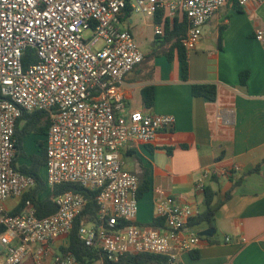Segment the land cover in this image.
Instances as JSON below:
<instances>
[{"label":"built area","instance_id":"obj_1","mask_svg":"<svg viewBox=\"0 0 264 264\" xmlns=\"http://www.w3.org/2000/svg\"><path fill=\"white\" fill-rule=\"evenodd\" d=\"M250 0H0V247L2 264H79L69 252H53V242L69 237L86 200L65 191L52 197L55 212L39 217L32 199L18 213L5 207L36 185L19 171L15 157L16 121L44 111L49 127L44 139L46 161L42 180L52 191L66 183L97 191L95 220L78 230L80 240L115 262L141 253L167 256L191 252L200 236L187 228L199 212L167 196L155 204L161 227L136 222L139 178L123 167L121 149L132 140L151 142L171 129L174 117L147 111H124L122 79L144 54L133 34L120 26L127 5L134 14L154 20L162 36L165 21L185 16L188 28L182 45L195 48L203 26L221 7L244 6ZM261 2L262 0H254ZM159 15L158 22L155 19ZM88 32L87 36L84 33ZM254 36L264 47V27ZM34 61L23 68L26 52ZM204 173L197 189L204 190ZM231 242V237H225ZM240 243L244 238H238Z\"/></svg>","mask_w":264,"mask_h":264},{"label":"crops","instance_id":"obj_2","mask_svg":"<svg viewBox=\"0 0 264 264\" xmlns=\"http://www.w3.org/2000/svg\"><path fill=\"white\" fill-rule=\"evenodd\" d=\"M236 7L239 11L233 4H226L203 26L197 45L188 52L187 81L181 79L176 52L169 61L162 54L165 48L155 45L152 18L132 12L126 16L124 11L120 16V26L129 30L137 43L149 45L143 61L119 83L124 111L174 117L172 128L159 131L151 142L132 140L121 149L123 167L139 182L145 179L149 184V190L138 199L137 224H151L156 218V202L167 196L201 213L203 191L197 184L204 173H208L204 185L216 191L213 204L222 202L211 225L201 230L187 227L195 233L210 227L214 233L200 237L193 251L178 253L175 263L179 264H264V47L254 36L255 28L264 27V0H250ZM220 27L223 33L219 47ZM153 50L159 54L150 56ZM243 71L248 72L245 85L239 80ZM197 83L216 85V100L193 97L190 87ZM146 87L154 91L150 108L144 107L141 99ZM23 123L20 121L19 127ZM179 135H191L188 148H181ZM44 139L45 134H27L22 140L26 155H38L40 148L44 149ZM29 164L27 158L15 162L16 167ZM39 171L45 175L43 165ZM228 191L231 195L224 201ZM50 192L44 188L37 200L46 199ZM20 200L8 199L6 209L12 212ZM226 236L233 240L226 242ZM238 238L245 242L240 243ZM67 244V238L56 239L53 252H62ZM25 264L33 263L29 259ZM46 264L51 262L47 259Z\"/></svg>","mask_w":264,"mask_h":264},{"label":"trees","instance_id":"obj_3","mask_svg":"<svg viewBox=\"0 0 264 264\" xmlns=\"http://www.w3.org/2000/svg\"><path fill=\"white\" fill-rule=\"evenodd\" d=\"M237 5L233 4V7L239 11ZM130 7L127 5L124 13L126 16L130 14ZM159 15H157L155 22H158ZM188 28V23L185 16H182L180 20L174 18L171 22L165 21L163 27V35L156 36L154 35V43L155 45H159L160 47H164L165 50L162 52L167 60L171 61L173 59V52H176V57L180 63V71H181V79L184 81L188 80L189 74V62H188V51L182 45V40L186 36V31ZM223 28H219V37L218 43L220 47V42L222 40V32ZM32 53V51H27L25 55L22 57V65L23 68L29 66L31 62L34 61V55H30L28 58V54ZM159 53L157 50H153L150 53V56H157ZM248 77V72L243 71L239 74V80L241 85H245ZM191 94L193 97H200L206 101L213 102L217 97V87L211 83H197L192 84ZM141 99L142 104L146 108H150L153 105L154 100V91L153 87H146L141 91ZM20 121H24L23 125L19 127ZM49 127V117L48 114L44 111H35L31 113H24L15 124L14 131V140H15V157L13 160V164L15 165L16 159L18 158H27L30 161L29 166H19L16 167L19 171L24 174L30 175L34 177L36 181L35 187L26 195H24L19 204L12 210V214L18 213L24 203V200L27 198L32 199V205L36 211L37 216L44 217L53 212H55L56 208L52 201V197L65 192L72 191L80 194L85 200L86 205L84 210L80 215H78L73 222V226L71 232L68 237V244L66 248L62 249V252H69L74 255L79 264H92L95 261L102 259V254L99 251H96L90 247H87L79 238L78 230L79 228L86 222L95 220L97 216L98 206L96 203V196L98 194L97 191H90L88 189L82 188L77 184H61L56 186L51 192L50 195L42 200H37V194L44 190L45 186L41 180L39 175V169L42 165H44L46 161L45 149L40 148L39 154H31L26 155L22 147L23 138L30 133L35 134H46ZM192 137L191 135H179L178 142L181 148L186 149L191 144ZM254 169L253 171H256ZM215 181V180H214ZM238 182H235L234 185H237ZM149 190L148 181L145 179L141 180L139 183L137 198L140 199L147 191ZM216 194V191L209 185L204 187L203 190V206L204 210L199 213L196 217L192 218L188 223L187 227H195L200 224L206 223L211 225L214 221L215 213L219 206L222 204H213V199ZM231 192L228 191L225 194L224 201L229 199ZM161 225L160 219L155 218L148 227L156 228ZM193 258H196V255H192ZM103 264H179L175 263V260H170L167 256L164 255H156V254H147L141 253L137 255H126L120 257L115 262H108L106 260H102Z\"/></svg>","mask_w":264,"mask_h":264},{"label":"rangeland","instance_id":"obj_4","mask_svg":"<svg viewBox=\"0 0 264 264\" xmlns=\"http://www.w3.org/2000/svg\"><path fill=\"white\" fill-rule=\"evenodd\" d=\"M134 15H136V16H138L139 14H134ZM140 16V15H139ZM149 30L150 31H152V27L150 26V28H149ZM89 33L88 32H86V33H84V36H87ZM138 44V46H139V48L141 49V51L142 52H148V50H149V45L148 44H145L144 42H142V43H137ZM28 147V145H26V148ZM39 175H40V177L42 178V180H44V175H43V172H41V171H39ZM42 196V195H41ZM12 205V204H11ZM10 205V206H11ZM204 226H206V223H203V224H200V225H198V226H195L194 228H195V230H201Z\"/></svg>","mask_w":264,"mask_h":264},{"label":"water","instance_id":"obj_5","mask_svg":"<svg viewBox=\"0 0 264 264\" xmlns=\"http://www.w3.org/2000/svg\"><path fill=\"white\" fill-rule=\"evenodd\" d=\"M214 233V229L213 228H206L202 231H199L197 234L202 237V236H211Z\"/></svg>","mask_w":264,"mask_h":264}]
</instances>
